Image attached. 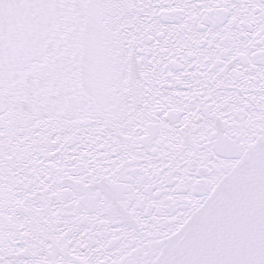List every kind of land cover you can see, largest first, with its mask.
<instances>
[{"label": "snow or ice", "instance_id": "1", "mask_svg": "<svg viewBox=\"0 0 264 264\" xmlns=\"http://www.w3.org/2000/svg\"><path fill=\"white\" fill-rule=\"evenodd\" d=\"M0 264H264V0H0Z\"/></svg>", "mask_w": 264, "mask_h": 264}]
</instances>
